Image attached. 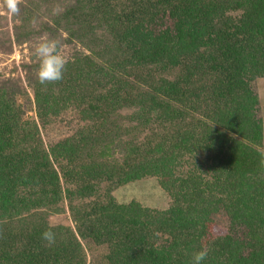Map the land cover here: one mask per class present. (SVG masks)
I'll use <instances>...</instances> for the list:
<instances>
[{"label": "trees", "instance_id": "obj_1", "mask_svg": "<svg viewBox=\"0 0 264 264\" xmlns=\"http://www.w3.org/2000/svg\"><path fill=\"white\" fill-rule=\"evenodd\" d=\"M75 1L41 29L77 31L91 52L59 81L26 77L38 120L23 118L18 79L0 82V264H85L90 243L113 249L103 264H192L201 248V264H264V0ZM68 107L84 125L46 148L41 123ZM110 140L122 159L90 153ZM144 176L166 209L101 193ZM64 207L73 223L51 224ZM222 212L229 230L213 236Z\"/></svg>", "mask_w": 264, "mask_h": 264}, {"label": "rangeland", "instance_id": "obj_2", "mask_svg": "<svg viewBox=\"0 0 264 264\" xmlns=\"http://www.w3.org/2000/svg\"><path fill=\"white\" fill-rule=\"evenodd\" d=\"M18 0L19 11L13 15H7L6 9L0 6V82H7L10 84L14 80L20 81V89L14 92L15 101L20 104L23 111L24 119L38 120L34 110V102L30 84L26 80L27 76L31 79L37 77L36 68L38 60L33 54L34 45L38 42L39 38L47 36L49 39H56L59 41L61 52L66 55L67 60L75 54H86L91 50L84 46V37H77L75 31L73 33L64 26L59 25V29L50 32H45L41 29L42 25L47 26V22H53L62 14L63 7L67 4L77 3L75 0ZM48 2L50 5H46ZM52 2V4H51ZM89 27L85 28L86 34L89 32ZM82 31V30H81ZM99 35V34H98ZM97 36V35H96ZM252 87L259 96V107L257 116L262 120V139L259 145L264 150V77H258L252 81ZM124 115V112H121ZM84 125L83 121L78 115V111L74 108L68 107L61 109L58 114L49 115L45 118V122L41 123L39 127V136L43 145L47 148L60 139L71 136ZM134 135L133 141L137 138ZM128 135V140L130 139ZM140 140V139H137ZM101 143L98 150L94 148L90 153H93L99 159H122L120 154H116L112 142ZM142 141H139L140 143ZM90 147V146H89ZM98 159V160H99ZM101 193L109 187V193L113 200L118 203H127L131 200H136L141 205L155 210L166 209L170 203L171 198L169 194L159 184L158 178L155 176H144L139 180L127 182L118 186H113L108 182H103L100 185ZM96 198V196H95ZM94 197L84 198L77 202V208L92 206ZM70 210L64 207L62 212L50 214L48 221L51 224H72L70 219ZM228 217L222 213L214 216V224L212 227L213 236H220L229 230ZM91 249L84 247L86 256L85 264H103L104 256L113 253L110 245H96L90 243Z\"/></svg>", "mask_w": 264, "mask_h": 264}, {"label": "clouds", "instance_id": "obj_3", "mask_svg": "<svg viewBox=\"0 0 264 264\" xmlns=\"http://www.w3.org/2000/svg\"><path fill=\"white\" fill-rule=\"evenodd\" d=\"M0 6L6 9L7 15H15L18 9V0H0ZM33 54L38 60L36 75L40 84L55 82L63 78V70L68 62L66 55L61 52L59 41L47 36L39 38L34 45ZM41 239L48 245L55 242L56 235L49 228L41 233ZM207 256V249L201 248L193 253L192 264H201Z\"/></svg>", "mask_w": 264, "mask_h": 264}]
</instances>
